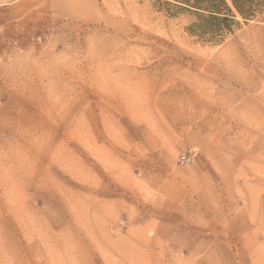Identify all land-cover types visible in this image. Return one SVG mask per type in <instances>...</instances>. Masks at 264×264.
Listing matches in <instances>:
<instances>
[{
    "label": "rangeland",
    "instance_id": "1",
    "mask_svg": "<svg viewBox=\"0 0 264 264\" xmlns=\"http://www.w3.org/2000/svg\"><path fill=\"white\" fill-rule=\"evenodd\" d=\"M234 13L212 44L177 0H0V264H264V11Z\"/></svg>",
    "mask_w": 264,
    "mask_h": 264
},
{
    "label": "trees",
    "instance_id": "2",
    "mask_svg": "<svg viewBox=\"0 0 264 264\" xmlns=\"http://www.w3.org/2000/svg\"><path fill=\"white\" fill-rule=\"evenodd\" d=\"M198 16L197 36H210V43L217 44L232 32L236 15L249 21L264 11V0H177Z\"/></svg>",
    "mask_w": 264,
    "mask_h": 264
},
{
    "label": "built area",
    "instance_id": "3",
    "mask_svg": "<svg viewBox=\"0 0 264 264\" xmlns=\"http://www.w3.org/2000/svg\"><path fill=\"white\" fill-rule=\"evenodd\" d=\"M181 161L182 163H186V162H189L190 161V158L186 155H183L182 158H181Z\"/></svg>",
    "mask_w": 264,
    "mask_h": 264
}]
</instances>
